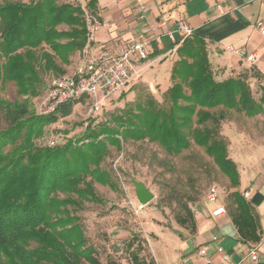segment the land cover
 <instances>
[{
	"label": "trees",
	"instance_id": "1",
	"mask_svg": "<svg viewBox=\"0 0 264 264\" xmlns=\"http://www.w3.org/2000/svg\"><path fill=\"white\" fill-rule=\"evenodd\" d=\"M61 23L68 29L58 30ZM86 35L81 5L70 0L0 2V87L12 82L25 97L14 102L0 97V110L9 121L0 128V264H98L77 210L84 202L99 201L94 182L115 186L101 163L108 145L118 148L127 139L157 142L170 155L191 142L202 147L234 188L223 204L238 235L258 242L259 215L237 188V165L218 130L226 110L254 116L264 110V97H253L246 75L217 79L198 36L176 48L171 85L164 91L167 106L146 95L115 113L114 125L105 121L94 127L92 118L79 138L51 147L35 143L45 125L58 114L68 115L73 105L60 104L50 114L29 110L27 99L38 94L40 71L64 73L56 58L67 63L73 51L82 49ZM182 207L187 218L178 214L176 220L183 226L190 220L194 229L192 211L186 203ZM129 252L131 264H156L153 257L139 256L138 248Z\"/></svg>",
	"mask_w": 264,
	"mask_h": 264
},
{
	"label": "rangeland",
	"instance_id": "2",
	"mask_svg": "<svg viewBox=\"0 0 264 264\" xmlns=\"http://www.w3.org/2000/svg\"><path fill=\"white\" fill-rule=\"evenodd\" d=\"M78 1L74 0L79 4ZM79 2L85 5L84 0ZM169 66L170 62L164 63L160 69L157 67L139 71L136 80L120 94L115 93L94 116L86 115L81 103H73L68 115L58 114L54 122L45 125L44 132L34 139L35 143L45 147L48 146L47 140L53 138L56 146L65 143L67 139L79 138L92 118L94 127L105 121L114 125L110 119L115 113L133 105V102L142 101L146 95H152L159 105L167 106L165 90L162 89L166 86L163 80L168 79ZM55 74L40 71L42 82L38 94L27 99L29 110L37 113V106L48 81ZM141 76L144 77L143 81L157 78L158 81L154 80L152 84H161L162 89L143 84ZM248 83L253 97L260 101L264 97V89L258 83ZM0 97L12 102L25 100L24 96L16 92L12 82L0 87ZM8 123L0 110V128H5ZM218 131L219 137L227 145L228 156L236 162L242 184H264V110L254 116L226 110ZM8 148L7 145L4 149ZM108 150L101 166L109 172L115 186L94 182L99 201L84 202L77 210L88 243L96 250L98 264H131L129 251L137 248L139 256L153 257L156 264H178L181 251L179 245L193 235L209 206L206 201L208 187L215 185L220 202L225 205L229 202L228 194L233 187L227 177L203 148L193 142L176 155L167 154L159 143L148 140H121L120 147L108 145ZM132 179L143 181L153 192V199L146 205L138 204ZM183 203L193 213L194 229H191L190 220L184 226L176 220L178 214L187 218ZM130 243L133 244L131 248Z\"/></svg>",
	"mask_w": 264,
	"mask_h": 264
},
{
	"label": "crops",
	"instance_id": "3",
	"mask_svg": "<svg viewBox=\"0 0 264 264\" xmlns=\"http://www.w3.org/2000/svg\"><path fill=\"white\" fill-rule=\"evenodd\" d=\"M79 1L100 22L107 23L106 27L101 26L91 34L90 46L94 51L115 50L135 39L143 28L150 29L147 58L137 61L136 68L143 72L148 68L160 69L164 63L170 62L168 79L163 80L166 82L165 89H162L161 84H152L158 81L157 78L143 81L144 77H140V81L150 88L166 90L171 85V68L178 59L176 48L181 43L175 23L183 19L193 27V35L205 42L217 79L246 75L248 81L258 83L264 89V35L257 25L258 22L264 24V0H92L91 7L87 6L89 0H84L85 5ZM57 28L66 30L68 26L61 23ZM168 31H172V37L167 35ZM228 45L244 48L247 53L254 55V60L248 61L229 52L225 49ZM79 57L80 50H75L68 56L67 63H62L58 58L56 63L64 73H69ZM237 188L241 193L244 190L249 192L246 199L259 215L262 230L260 240L248 242L241 239L226 212L218 216L211 215L210 211L216 203H222L220 199L216 202L207 201L209 206L195 232L179 245L178 264H202L204 259L197 253L199 247L205 248L213 264H264V184L243 185L240 179ZM212 235L219 237L218 244L230 254L228 263L217 258L216 244L210 241ZM251 243H256L258 247L256 261L247 256Z\"/></svg>",
	"mask_w": 264,
	"mask_h": 264
},
{
	"label": "built area",
	"instance_id": "4",
	"mask_svg": "<svg viewBox=\"0 0 264 264\" xmlns=\"http://www.w3.org/2000/svg\"><path fill=\"white\" fill-rule=\"evenodd\" d=\"M81 8L87 35L86 42L80 50L79 60L71 72L57 74L49 79L43 97L37 106V114L54 113L60 104L66 102L81 103L88 116L97 114L115 93H121L135 79L139 71L136 68V62L147 58V47L150 44L149 28H143L135 39L115 50L94 51L90 46L91 34L101 26L106 27L107 23L100 22L86 7L81 6ZM175 25V31L179 34L181 42L193 35V27L185 20L179 19ZM257 25L264 35V24L258 22ZM167 35L172 37V31H168ZM225 49L240 58L248 61L254 60V55L247 53L244 48L228 45ZM46 144L50 147L54 146L55 140L50 138ZM242 195L247 198L249 192L244 190ZM218 200V188L215 185L209 186L206 201L216 202ZM225 212L223 203H216L210 211L212 216L222 215ZM210 241L216 244L217 258L223 263H228L230 254L218 244L219 237L212 235ZM257 251V244L251 243L247 256L256 261ZM197 253L204 259L202 264H213L211 258L206 255L204 247L197 248Z\"/></svg>",
	"mask_w": 264,
	"mask_h": 264
},
{
	"label": "water",
	"instance_id": "5",
	"mask_svg": "<svg viewBox=\"0 0 264 264\" xmlns=\"http://www.w3.org/2000/svg\"><path fill=\"white\" fill-rule=\"evenodd\" d=\"M135 198L140 206L146 205L154 197L153 192L141 180L132 179Z\"/></svg>",
	"mask_w": 264,
	"mask_h": 264
}]
</instances>
